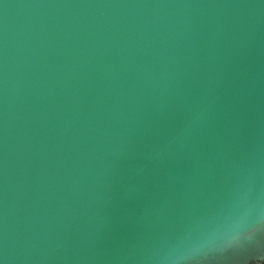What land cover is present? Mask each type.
Returning <instances> with one entry per match:
<instances>
[{
	"label": "water",
	"instance_id": "water-1",
	"mask_svg": "<svg viewBox=\"0 0 264 264\" xmlns=\"http://www.w3.org/2000/svg\"><path fill=\"white\" fill-rule=\"evenodd\" d=\"M264 257V0H0V264Z\"/></svg>",
	"mask_w": 264,
	"mask_h": 264
},
{
	"label": "built area",
	"instance_id": "built-area-1",
	"mask_svg": "<svg viewBox=\"0 0 264 264\" xmlns=\"http://www.w3.org/2000/svg\"><path fill=\"white\" fill-rule=\"evenodd\" d=\"M251 264H264V260L263 261L252 262Z\"/></svg>",
	"mask_w": 264,
	"mask_h": 264
},
{
	"label": "clouds",
	"instance_id": "clouds-1",
	"mask_svg": "<svg viewBox=\"0 0 264 264\" xmlns=\"http://www.w3.org/2000/svg\"><path fill=\"white\" fill-rule=\"evenodd\" d=\"M257 260H264V257H259L257 258Z\"/></svg>",
	"mask_w": 264,
	"mask_h": 264
}]
</instances>
